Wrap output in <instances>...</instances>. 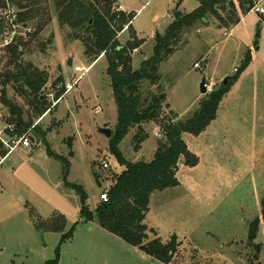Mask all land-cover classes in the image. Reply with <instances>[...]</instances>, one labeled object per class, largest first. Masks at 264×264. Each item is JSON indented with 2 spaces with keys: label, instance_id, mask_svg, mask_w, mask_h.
<instances>
[{
  "label": "rangeland",
  "instance_id": "374dc122",
  "mask_svg": "<svg viewBox=\"0 0 264 264\" xmlns=\"http://www.w3.org/2000/svg\"><path fill=\"white\" fill-rule=\"evenodd\" d=\"M121 1L124 12L134 19L131 29H125L118 40L125 44L132 33L140 41L130 53L133 70L151 58L155 37L172 23L178 2L177 12L182 14L198 7L195 0ZM232 1L238 6L237 0ZM46 6L52 20L41 38H52V43L42 53L35 47L25 51L24 60L48 74L45 93L52 102L51 112L35 124L42 130L51 127V131L45 137L47 145L34 142L26 149L17 148L0 164V264H45L56 257L58 264H163L100 228L96 219L79 222V196L63 183L61 164L47 153L50 149L68 160L67 182L86 192L92 210L101 204L99 196L107 193L112 176L123 169L109 152V139L100 133L108 128L112 135L117 116L107 61L100 57L91 63L79 42H65L52 4ZM242 18L232 37L226 36L232 27H220L209 18L207 24L182 38L175 53L161 63L157 86L142 85L143 98L150 93L166 96L154 112L156 120L142 126L147 137L135 145L134 129L119 145L127 161L150 162L160 139V125L190 117L204 97L201 81L219 89L240 69L248 51H253L254 64L248 70L256 69L257 87L252 76L240 88L231 84V91L239 90L236 97L242 96L243 101H226L205 132L188 139L198 163L195 168L178 166V186L153 193L143 222L153 231L148 232L150 241L159 238L167 243L176 237L178 247L169 264H264V222L257 238L247 240L248 224L260 216L264 197V84L260 81L264 77V36L259 31L264 27L256 15ZM242 29L250 47L240 38ZM4 47L0 38V57ZM68 59H72V68L67 66ZM195 63L200 69L193 68ZM76 66L83 71L74 72ZM59 75L72 89L55 103L50 86ZM102 161L108 164L106 170L100 166ZM30 210L43 220L54 213L63 215L64 232L78 222L73 238L60 246L58 256L62 234H39Z\"/></svg>",
  "mask_w": 264,
  "mask_h": 264
},
{
  "label": "trees",
  "instance_id": "16d2710c",
  "mask_svg": "<svg viewBox=\"0 0 264 264\" xmlns=\"http://www.w3.org/2000/svg\"><path fill=\"white\" fill-rule=\"evenodd\" d=\"M198 7L188 14L174 11L172 23L162 35L155 37L152 56L141 62L139 69L133 70L130 53L137 50L140 43L131 33V39L125 44L118 40L125 29H131L134 19L132 14L119 10L121 0H10L18 9L17 20L22 25L31 27L26 36H19L13 43L4 47L0 57V105L4 112V122L13 127L12 132L5 133L12 137L31 136L34 132L40 143L46 144L45 137L51 131L35 124L47 113L51 112L52 102L48 100L45 89L48 84V74L40 70L30 61H25V51L35 47L40 53L52 43V38L43 40L41 34L52 20L46 3L52 4L54 16L59 30L65 34L67 43L79 42L83 46V55L94 63L100 57L107 61V75L116 107V124L109 139V152L123 168L119 174L112 176L110 188L107 191L108 200L102 202L94 210L89 208L88 196L79 186L67 182L69 162L50 149L47 153L61 164V179L63 183L79 196V222L89 223L96 219L98 225L108 233L122 239L125 243L138 248L150 258L169 264L178 247L176 237L162 243L159 238L152 241L148 232H153L144 224L148 212L150 196L154 192H162L178 186L176 173L179 161L187 167L198 163L196 156L190 153L185 141L186 135L198 137L216 118V113L223 97L229 92L232 83L236 82L251 62L250 52L242 61L236 74L227 79V83L202 98L198 109L188 118L171 120L167 125H160L161 134L157 148L150 162L127 161L119 150L122 140L132 130L137 129L133 142L138 145L147 134L142 126L156 120L150 118V113L160 109L165 101L164 92L160 94L142 95V85L147 82L157 86L160 76L158 69L164 61L173 55L182 38L189 35L193 29L207 24L213 18L217 25L230 28L237 25L242 16L249 13L253 0H237L238 6L232 0H195ZM178 8L180 3H177ZM5 7V1L0 0V12ZM6 27L0 19V38ZM3 40L1 39V43ZM52 100L58 103L66 93V85L62 75L51 84ZM159 89V88H158ZM11 91L12 94H8ZM7 155L6 149L0 143V156ZM71 155V154H70ZM112 173V172H111ZM30 220L35 230L61 233L62 236L56 248L59 255L60 246L73 238L77 223L66 232L65 217L54 213L50 219L43 220L30 210ZM264 222V197L261 200L260 216L248 224L249 242H253L259 232V226ZM155 234V233H154ZM45 264H58V257ZM250 264H254L250 262Z\"/></svg>",
  "mask_w": 264,
  "mask_h": 264
},
{
  "label": "built area",
  "instance_id": "2783aa9c",
  "mask_svg": "<svg viewBox=\"0 0 264 264\" xmlns=\"http://www.w3.org/2000/svg\"><path fill=\"white\" fill-rule=\"evenodd\" d=\"M5 1V7L1 11V14H3L2 20L5 22L6 27L4 31L1 34V39L3 40V45L7 46L13 43L14 39L21 36L25 35L30 32L31 28L27 27L26 25H22L21 23L18 22L17 20V14H18V9L13 5L10 0H4ZM264 0H253L252 6L249 10V13L255 14L257 16L264 15V5H263ZM121 10V8H119ZM193 68L195 69H200V64L195 63L193 65ZM74 72H82L83 68L81 67H74L73 68ZM213 83L211 82H205L204 88L206 90V94H211L213 92ZM72 89L71 85H66V92L70 91ZM3 110L0 105V143L6 149L7 155L16 150L18 147H23V148H28L30 146V138L26 135L21 136V137H12L11 135H7L5 132L8 130L9 133L12 132L13 127L10 124H6L4 122L3 118ZM6 155V156H7ZM5 156V157H6ZM5 157L0 156V164L2 161L5 159ZM101 168L107 169L108 164L105 161H102L100 163ZM99 199L102 202H107L108 196L107 193H101L99 196Z\"/></svg>",
  "mask_w": 264,
  "mask_h": 264
},
{
  "label": "crops",
  "instance_id": "0c3cea01",
  "mask_svg": "<svg viewBox=\"0 0 264 264\" xmlns=\"http://www.w3.org/2000/svg\"><path fill=\"white\" fill-rule=\"evenodd\" d=\"M121 4H123V1L121 2ZM121 10L122 11H124V9H123V7H122V5H121ZM247 15H255V14H252V13H248ZM257 16V15H256ZM257 18H259V20L262 22V26L264 27V15H261V16H257ZM242 17H241V20H240V22L237 24V25H235V26H233L232 27V29H231V31L229 32V33H227V37H232L231 35H232V33H234V30L235 29H237V28H239L240 27V25H241V21H242ZM260 31V36H261V38L264 36V31L263 30H259ZM245 34H246V31H245V29H242V32H241V34H240V38L242 39V41L244 42V46H246L247 45V47H250V44L251 43H249L248 41H245ZM250 49V48H249ZM248 52H250V55H251V62H250V64L248 65V67L246 68V70H245V72H243L240 76H239V78H238V80L236 81V82H234L233 84L234 85H237L238 87L237 88H240L241 86H242V84H243V82H249V79H250V77L252 76V78H253V85L255 86V87H257V84L259 83V80H258V77H257V71H256V69H252V70H248V68L251 66V65H253L254 64V60H255V56H254V53H253V51H248ZM205 59L206 58H204V57H202V61H205ZM244 60V59H243ZM242 62V61H241ZM235 70V69H234ZM246 73V74H245ZM244 75V77H242ZM242 77V78H241ZM254 77H256L255 79H254ZM249 78V79H248ZM258 82H257V81ZM263 84H264V77H262L261 78V80H260ZM239 91V90H238ZM238 91L236 92L235 90L234 91H231V88H230V90H229V92L223 97V99H222V101L220 102V104H219V107H218V110H217V113H216V118H217V114H218V112H219V110H220V108H222V106H224L225 105V103H226V101H230V102H235L237 99H238V97H236V96H238ZM249 93V92H248ZM235 97V99H231V97ZM242 97V96H241ZM241 97L238 99L239 101L240 100H242L241 99ZM243 101V100H242ZM42 120V119H41ZM213 122V121H212ZM211 122V123H212ZM211 125V124H210ZM209 125V126H210ZM208 128V127H207ZM206 128V129H207ZM205 129V130H206ZM205 130L200 134V135H202L204 132H205ZM199 135V136H200ZM198 136V137H199ZM191 136L190 135H186L185 136V143H186V145H187V142H188V139L190 138ZM197 137V138H198ZM39 144H41L40 142H39ZM18 148H23V147H18ZM187 148H188V145H187ZM23 149H26V148H23ZM188 150H189V148H188ZM15 151V150H14ZM190 151V150H189ZM190 153L191 154H193L194 156H196V158H197V155L196 154H194L193 152H191L190 151ZM11 154V153H10ZM9 157V154L5 157V159L6 158H8ZM4 159V160H5ZM198 159V158H197ZM3 160V161H4ZM2 161V162H3ZM184 165V164H183ZM185 166V165H184ZM187 167V166H186ZM189 168H195V166L194 167H189ZM152 196H153V194L150 196V200H149V204H150V201L152 200Z\"/></svg>",
  "mask_w": 264,
  "mask_h": 264
},
{
  "label": "water",
  "instance_id": "95a60500",
  "mask_svg": "<svg viewBox=\"0 0 264 264\" xmlns=\"http://www.w3.org/2000/svg\"><path fill=\"white\" fill-rule=\"evenodd\" d=\"M176 9H178V5L176 6ZM257 38H259V32H257ZM67 66L72 68V59H68ZM205 82H206L205 79H203L201 81V83H200V92H201L202 95H206V90L204 88ZM226 83H227V79H225L223 81V85H225ZM154 112H155V109L150 113V118H153ZM100 133L103 134L107 139H110V137H111V130L108 129V128L100 129ZM31 136L34 138L35 143L39 144L40 140H39V138L36 136V134L34 132H31ZM181 140L185 141V137H182ZM180 164H183L182 160L179 161V165ZM96 182L98 183V186H100V184L98 182V179H96Z\"/></svg>",
  "mask_w": 264,
  "mask_h": 264
}]
</instances>
